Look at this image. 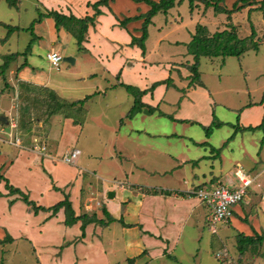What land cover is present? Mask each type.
Here are the masks:
<instances>
[{
    "label": "rangeland",
    "instance_id": "obj_1",
    "mask_svg": "<svg viewBox=\"0 0 264 264\" xmlns=\"http://www.w3.org/2000/svg\"><path fill=\"white\" fill-rule=\"evenodd\" d=\"M234 2L235 0H224L222 5L231 9ZM207 9L206 12V7L204 9V6L201 9L194 7V11L191 13L189 0H183L181 5H177L167 14L161 13L157 15L156 26H159V23L160 26L155 31H152L150 39L157 40L161 31L164 34L173 31L169 34V39L173 40L177 37L176 39L188 42L198 23L207 26L211 33L220 32L228 28L226 14L216 13L212 7ZM204 11L206 14L203 17ZM263 12L255 9L249 17V11L243 10L233 17V23L237 27L240 38L249 37L254 27L257 33L256 41L259 43L258 50H251L241 57L226 58L224 64H222V58H202L200 60L199 72L201 81L206 87L205 91L210 94L214 102L212 113H215L217 120L225 123L222 128L214 129L212 140H208L210 146L196 145L197 142L207 140V137L204 127L191 121V123L174 121L168 116L159 114L152 116L146 114L137 115L129 123L128 119V121H124L126 119L125 116L134 106L133 101L135 99L133 94L126 91V89L124 90L128 95L125 91H122L126 99L117 97L115 102L118 105L116 107L105 106L100 112V124L94 123L90 118L96 111L91 105L94 101L88 103V108L84 107L85 112L89 111L88 117L83 112L73 110L72 115L65 116L63 114V117H57L55 120L52 119L46 122L48 119L45 118V115H49L48 110L55 112L54 108L56 105L48 108L45 103L49 100L48 97L47 100L39 99L38 105L33 104V106L35 105V111L32 116L36 120L42 121V123L45 122L43 127H37V136L40 139L47 140L48 146L59 147V153L69 152L73 149H79L82 153L78 159V167H74L77 163L72 165L63 164L61 156H59V162L56 161V164L54 163L58 167L54 173L56 172V175H60L61 170L59 168L61 167L81 171V175L86 176V181L91 183V185L100 187L99 192L106 202L109 199V194L115 193L117 198L113 202L121 206L116 216L121 218L124 215L126 217V220L125 217L124 220L127 222L136 221L137 219L142 220V217H149L146 212H139V210H137L138 218H129L125 214L126 210H131L132 212L138 205L141 206L140 200H135V196H138L141 187L150 186L167 189L182 187L186 189L188 185L184 183L185 179L196 174L195 170L191 175L192 168L200 169L199 172L201 173V168L207 166L205 168L207 182L203 183L202 186L204 187L210 188L217 185L233 187V185L238 184L235 171L237 169L236 163L239 161L242 163L241 168L244 172L251 177L257 178V181L250 189L263 191L264 130L244 131L243 134H239L235 139L230 140L235 133L234 126L240 125L239 115L245 105L254 103L255 109L253 112L255 115L251 116V118L256 120L258 115H261L257 126L263 124L264 106L261 103L264 94ZM40 13L47 14L43 6L41 4L38 5L35 0H20L16 7L10 6L6 0L0 1V21L18 28L9 37V42L6 43L4 38L7 36L8 30L4 26H0V67L4 63L5 56L13 53H18L20 56L18 60L11 63V69H17L24 62H28L30 53L28 56L23 55V53L26 52L31 41L37 40L35 32L28 31V28L40 17ZM46 19L54 20L53 18ZM47 25L48 23L45 22L43 27L39 29L40 32H46ZM54 29L56 31L55 34L62 30L66 31L64 28L57 30L56 26ZM66 32L69 33L68 31ZM69 35L68 41L63 43L62 54L65 57L75 59L72 55H77L82 50L79 49L76 39L70 33ZM41 36L44 40L42 45L47 42L49 46L51 44L49 35ZM149 46L150 49L153 48L152 42ZM163 46L172 48L175 53L180 54V57H184L182 55L185 52L183 48L176 49L175 45L168 41ZM31 47L33 48V45ZM37 51L38 56L36 57L35 55L36 63L33 66L36 67L38 73L50 76L55 81H64L65 84H79V82H82L81 77L85 73L90 72H80L79 74L78 70L81 65L73 69L71 67L72 64L69 65V63L64 61H62L61 67L57 70L48 61L46 50L37 49ZM175 57L174 55L173 59H170L177 61ZM165 63L166 61L164 60L157 67L161 68ZM86 65L91 68V61H87ZM66 69L76 72L75 75L70 77V81H67L64 77ZM100 71L102 69L97 70L96 73ZM182 71L189 75L186 69ZM174 77L179 89L182 91H179L178 97L182 99L187 93L185 91L191 79L188 80L186 77L181 79L178 70H175ZM9 79L8 70L4 76L0 77V90H5ZM172 83L171 80V83L166 85L169 86ZM115 84L117 85V82L112 77H109L108 81H104V85L108 87L107 97L113 94L111 92L115 88ZM86 86L89 88V93H92L95 87L102 86V82L94 80L93 83L86 82ZM171 88L174 89V87L170 86ZM10 94L13 96L12 91ZM7 95L3 98L0 95V114L6 113L8 117L15 116V104ZM80 95L82 94L75 93L72 98L62 92L63 97L71 100H75ZM101 98L104 97L101 96ZM166 101L168 102V97H166ZM166 104H163L162 110L173 115L177 107L171 108V106ZM204 105L208 104L205 102ZM122 111H124L123 116L121 114ZM24 116H28V114H24ZM20 117L22 118V116ZM58 119H61V121H58ZM1 126L3 125L0 124V129L2 128ZM249 127L256 126L250 124ZM6 131H9L8 127ZM0 135L1 138H5L1 133ZM181 136L185 137L182 138ZM30 142L31 140L29 139L28 143ZM243 144L246 146V152L243 151L244 148H240ZM26 145H24V149L11 148L9 150L12 153L10 159L19 158L20 152L30 154V151H25L28 148ZM139 146L144 148L147 146V150L139 153L136 150V147ZM186 148L188 149L186 150ZM213 148L219 151H212ZM30 149L32 150V148ZM233 149L235 153H232ZM182 150L187 151L189 159L195 161H198L203 155L209 154L210 156L207 155L208 157L204 158V161H199L195 167L189 164L183 168L174 158ZM167 153H171L174 156H170ZM19 163L17 168V164H7L4 167L2 166L3 162L0 165V168H2V170L0 169V174L5 175L15 187L21 188L22 193L28 196L30 201L37 206L40 204V206H49L50 208V206H54L65 198V194L71 188L70 186L67 189L65 183L67 181L71 182V177L65 180L57 178L56 180L55 176L52 175L53 172L46 167V161L35 160L33 162L31 156L19 159ZM52 166L54 165L51 162L49 167L52 168ZM174 168L183 170L180 173L173 174L171 172ZM209 171H212V174ZM210 176L212 181H209ZM98 177L99 180L97 182L96 178ZM228 177H230L231 181H228ZM258 184L262 188H257ZM0 185H4V182L0 181ZM1 190L7 191L8 194L3 193ZM88 190L91 192L93 188ZM125 198L127 203L136 207L126 209L125 203L122 204L121 202ZM194 198L197 197L194 196ZM89 200L87 210L92 214L93 210H95L93 208L96 206L94 195ZM166 212L173 211L169 209ZM59 213L60 211L52 216L53 211H40L36 214L33 208L31 209L25 203L21 195H11L5 186H0V264H129L128 258L136 256V250L126 247V243L121 239L123 227L120 222L116 221L115 224L108 228L96 223L92 227L86 228L85 237H82L81 227H76L77 224L66 226V216L63 219L58 216ZM152 213L154 214L153 207ZM160 215L161 213L157 212V216L159 217ZM209 215L210 211L205 207L202 216L198 217L199 219L189 220L190 223L184 226L181 231L179 230L178 236L181 233L180 238H176L174 234H171L170 244H167L170 249L168 252L170 256L163 257L161 254L153 256L150 253V257L136 258V262L139 260L137 264H264V243L258 245V252L261 253L258 259H256L258 255L250 252L251 246L246 249L244 254H241L238 238L239 236H245V231L239 230L233 224L226 231L222 229L217 235L212 234L208 226ZM244 216L246 219L239 220L247 228L254 229L253 235L264 234V202L255 199L252 207H249L244 212ZM234 218H237V216ZM166 219L170 222L168 218ZM177 225L174 224L175 227ZM255 228L259 229L260 232L255 230ZM6 238H11L12 241L1 243ZM128 240L136 246L138 245V240L134 238H128ZM144 247L148 248L149 251L151 249V252L156 248L151 243L145 242ZM222 252H226L229 256V260L225 263H222L217 258V254Z\"/></svg>",
    "mask_w": 264,
    "mask_h": 264
},
{
    "label": "crops",
    "instance_id": "obj_2",
    "mask_svg": "<svg viewBox=\"0 0 264 264\" xmlns=\"http://www.w3.org/2000/svg\"><path fill=\"white\" fill-rule=\"evenodd\" d=\"M35 1L38 5L41 4L46 12L54 10L66 16L74 15L77 18H84L88 16L93 17L96 13L93 5L98 2V0H35ZM153 1H159V0H153ZM236 1L237 0H235V2ZM260 1L262 0H256V2H260ZM223 2L220 4V6L222 7H224L222 5ZM182 3H183V0L180 4H177V5H181ZM203 6L205 9V5L202 2L195 3V8L201 9ZM259 7H260L259 4L247 6L244 9H242V11L248 10L249 17H250L252 12L255 9H258ZM99 10L102 12V14L97 16L95 25L90 26L88 29V33L86 35V41L83 43L84 51L82 50V52L79 51L77 55H72L73 57H75L74 59L75 64L74 65L69 64L71 65L73 69H76L81 65V68L78 70L79 74L80 72L90 71L88 73H85L81 77L82 82H79V84H65L64 81H55L50 76H45L41 73H38L36 67L33 66V64L36 63L35 55L36 57L38 56L37 49L46 50L47 51L46 57L51 52H56V53H60V55H62L64 59L66 57L62 54L63 49H64L63 43L68 41V39L70 38L69 37L70 35L64 30L55 34L56 32L54 29L55 22L54 20L51 21V19L45 18L42 22L35 24L34 32H35L37 40L34 41L33 43V48L29 55L30 58H28V67L22 69L19 72L17 70L20 66L17 69L9 68L10 79L7 81V86L5 90L4 89L0 90V95L2 96V98L5 97L6 94H8L7 96L15 104L14 105V110H15L14 115L15 116H11V117H15L17 118V120L19 118L17 136L22 141L21 147H16V146L12 147L11 145L4 143L0 137V143H1L0 145V165L3 162L4 164L2 166L4 167L7 166V164H12V165L17 164L16 167L18 168L20 164L19 159H22L25 157L27 158V156H31L33 162L35 160L46 161V167L49 169V171L53 172L52 175L55 176L56 180L57 178L59 180H65L71 177L72 181L71 182L67 181L65 183V186H67V189L71 186V188L68 189L67 194L70 196V201L72 202V207L74 209L76 216H81L85 214L92 216L95 214L97 219L103 220L105 218L103 210L106 209L117 220L122 219L124 224L121 223L123 227L121 230L122 231L121 239L124 240V242L126 243V247H129V249H135L137 252L135 257L128 258V263L137 264L139 260L136 262V258L139 257L142 259L145 256L150 257V253H152L151 255L153 256L160 255V254L163 257L170 256V254L168 253L170 249L167 244H170L169 242H170L171 234H174L176 238H180L181 233L178 236L179 230L181 231L184 226H187L188 223H190L189 220L199 219L198 217L202 216L203 209L207 206H205L198 198H194V196L191 195V193L194 190L199 189L200 187H204L202 186L203 183L207 182V179H206L207 172L205 171V168H207V166H205L204 168H201V173L199 172L200 169L198 170V168H192L191 175L194 173L195 170H196V174H194L193 177H188L187 179H185L184 183L188 185L186 189L182 187H176L172 189L160 188V187L155 188V187H150V186L141 187L139 189L140 192L138 191L139 192L138 196H135L136 197L135 200L137 201L140 200L141 206L138 205L137 206L138 209L136 208L135 210L132 211L133 214L131 210L129 211L126 210L125 214L128 215L129 218H138L137 210H139V212L140 211L146 212L147 216L149 217H146V218L142 217V220L137 219L136 221L127 222L125 221L126 217L124 215H122L121 218H118L116 216L121 206L113 202V200L117 198L116 197L117 195L115 193H114L115 197L112 199H107V202H106L104 197L99 192L100 187H98V185L97 187L94 186L93 184L91 185V183L86 181V176L84 174H83L84 176H82L81 171L79 172L76 169L61 167L59 168L61 170L60 175H56V172L54 173V171L58 169V167L55 166L56 161L59 162L58 157L63 156L64 154L68 152L65 151L66 153L65 152L59 153L60 151L59 147L48 146L47 140L45 141L43 139H40L37 136L36 134V130L38 129L37 127L39 128L41 126L43 127L44 126L43 124L45 122L42 123V121L36 120L32 116L34 115L35 105L33 106L32 102H29V103L23 102L22 97L27 96L30 98L31 101H34V99H38V98L46 99L48 94L50 92H53L60 101L66 102V103H74V102L84 100L86 97L92 96L95 94L94 96L96 97L94 98V100H92V98L94 97L92 96L87 101H85L82 108L78 109L77 111L83 112L85 115H87L86 117H88L89 111L85 112L84 107L86 106V108H88V103L91 101H94L91 105H93L96 111L94 112V115L91 116L90 118L94 123L97 122L98 124H100L101 122L100 112L103 110L105 106L116 107L118 105L116 104L117 102H115L117 101V97L126 99L125 94H123L122 92L125 90L123 87H121V84L131 85L133 87L138 88L141 91H145V90H149L154 83L161 82V81L167 80L168 78H171L173 82L171 85L167 86L166 84H163V85L158 86L153 92H150L144 95L142 98V102L153 108H158V112H156L155 114H159L163 116H171L176 121H179V122L188 120V121H191L192 123L199 124L203 126L204 128L209 127L214 121L213 114L215 113L214 112L212 113V106L214 105V102L211 99L210 94L205 91L206 89L205 85L203 84L204 86L201 87L198 85L190 86L189 84L185 91V93L186 92L187 93L186 94L184 93L185 96L182 97L181 99L180 97H178V94L182 91L181 89H179V86H178L177 81L175 80L174 74H175V70H178L179 77L181 79H184V77H186L188 80H190L191 73L186 67V65L193 64L194 58L192 55L188 54L187 44H189L192 41V38L194 34L196 33L197 26L201 25V26L206 27L209 34H214V33H211L207 26L198 23V25L195 28V32L192 33V37L190 41L188 42H183V40L176 39L177 37L173 40L169 39L168 38L169 34L172 33L173 31H169V33L167 34H164L163 31H161L159 33V36H158L159 38L157 40H151L150 38H151L152 31H155L156 28L160 26V23H159V26H156V21H157V15H156L153 18L152 24L149 26V29H148L149 37H148V40L146 41V54L143 55L141 49L138 48L137 46L132 47L131 43H132V37H138V38L141 37L142 35L141 29L144 23V19L140 18L135 21H132L128 23L126 27H122L121 22L127 18H134V17L146 15L149 12L150 7L146 5L145 3H135L132 0H114L107 6H100ZM207 10L208 9L206 8V12ZM193 11H191V13H193ZM206 12L205 11L203 12L204 13L203 17L205 16ZM160 14L161 13H159L158 15ZM234 15L235 14L232 15L231 20H228V17H227L228 28L225 30L230 29L231 25L235 26L233 23ZM45 22L48 23L47 25L48 27L46 26L47 27L46 32L42 33L40 32L39 29L43 27ZM2 23H5V22H2ZM47 34L49 35V39L51 43L49 46L47 42L46 44L42 45V42L44 40L43 38H41L42 37L41 35H47ZM256 38H257V33H256ZM9 40L10 38L6 41V43L9 42ZM166 41L175 45L176 49L183 48L185 50V52H183L182 54L184 55V57L183 58L180 57V54L175 53L172 48H165L163 45L165 44ZM151 42L153 44V48L150 49L149 45ZM174 55L177 57V58L175 57L177 61H172L170 59V58L173 59ZM66 56H69V55H66ZM164 60L166 61V63L161 68L157 67L158 64L160 63L162 64ZM87 61H91L92 63L91 68L86 65ZM99 69H102V71L96 73V71ZM185 69L189 72V75H186L182 71ZM75 73L76 72H73V70L71 69H66L64 71V77L66 78L67 81H70L69 80L70 77L72 75H75ZM109 77L114 78L117 82V85L115 84L114 85L115 88L112 89L111 93L113 94L107 97L106 92L108 90V87L104 85V81H108ZM94 80H99L100 82H102V86L95 87L93 89V92L89 93V88L88 86H86V82L93 83ZM170 86L174 87V89L173 88L170 89ZM11 91H12L13 96H11L10 94ZM62 92L65 94H68L69 97L74 96L75 93H81L82 95H80L77 98L74 97L75 100H71V99H67L63 97ZM101 96L104 98H101ZM166 97H168V102L166 101ZM205 102L208 105H204ZM165 103H167L166 105L171 106V108L175 106L177 107L175 108L173 115H171V113H166L162 110L163 104ZM261 103L264 106V94H263V99ZM253 105L254 103L245 105V107L242 109V112L239 115L240 125H237L240 128L249 127L250 124H252L253 126H257L259 124L261 115H258V118L256 120L251 118V116L255 115V113L253 112L255 109L254 108L255 106ZM72 111L73 110H69L68 114L70 113L73 114ZM263 113H264V110H263ZM24 114H29L28 116L31 117V120H30L31 128L30 130H27V131H24V130L22 131L21 128L19 127L20 120H21L20 116L23 117ZM121 114L123 116L124 111H122ZM144 114L146 113H142V114L140 113L138 115L142 116ZM2 116H5L8 120L9 118H11V117L6 116V113L0 114V118ZM57 117H63V114L53 116L50 120L52 119L55 120ZM58 121H61V119H58ZM124 121H128V120L124 119ZM131 121L132 120H129L128 123ZM221 122L224 123V121H221ZM1 127L5 128L6 130L7 125L1 126ZM243 132L244 131L237 132L234 139L237 137V135L243 134ZM212 136L213 134L211 135L210 138H206L207 140L197 142V144H202V143L210 144L209 141L212 140ZM181 137L183 138L185 136H181ZM29 139L31 140L32 143L31 142L28 143ZM35 140H38L42 142L43 144H45L47 150L43 153L32 151L30 148L33 147ZM24 145L28 146V148H26L25 151H30L32 154L31 153L29 154L27 152H20L21 154L19 155V158L16 157L14 160H11L10 158L12 156V153L9 152V150H11V148L14 149V147L18 149H24ZM240 148H244L243 150L244 152L247 151L245 144L240 146ZM187 149L188 148H186V150ZM136 150L139 151V153L140 152L143 153L144 151L147 150V146H145V148L143 146L136 147ZM232 153H235L234 149ZM167 154H169L170 156H174V155H171V153H167ZM260 154L261 152L259 153V157H260ZM207 155H203L202 157H200L198 161H195V160L189 159L187 155V151L182 150L181 153H177L176 156H174V158L176 162H179V164L182 165L184 168L185 166L189 164L192 165L193 167L197 166L199 161L200 162L204 161V158L208 157ZM51 162L54 165L52 166V168L49 167V164ZM59 164H62V163H59ZM78 164H79V160H77V164L74 165V167H78ZM236 165L238 167V166H241L242 163L238 161ZM0 169L2 170V168ZM181 170L183 169L174 168V170L171 173L173 174L180 173ZM209 173L212 174V171H209ZM209 178H210L209 181H212L211 179L212 177L210 176ZM98 180H99V177L96 178L97 182ZM228 181H231L230 177H228ZM0 186L1 187L5 186V183L4 185H0ZM257 186H258L257 188H262L260 184H258ZM89 188H93V191L90 192L88 190ZM153 190L154 191L156 190L159 192L160 191L168 192L169 195H165L164 193L163 194L158 193L157 195H153V194L150 195L149 193H147L150 191L152 192ZM2 192L7 193V191H4V190ZM89 192L92 193V195H94V200L96 201V206H94L93 208L95 210H93L92 214H90V212L87 210L88 209L87 203L90 201L89 199H92V195H90ZM57 196L60 198L59 195ZM255 199H258L261 202H264V189L263 191L262 190L255 191L254 189H250L244 201L234 208L233 218L230 221V223L227 226H224L222 229L226 231L234 224V226L237 227L239 230L242 229L243 232L245 231V234H246L245 236L247 237L256 236V235H253L254 234L253 228L249 229L240 222V220L246 219V217L244 216V212H246L249 209V207H252V205L255 202ZM62 200H64V198ZM121 202L122 204L125 203L126 209H128L129 207L130 208L136 207L133 204L127 203L126 198L122 199ZM38 206H40V204H38ZM44 207L49 208V206H44ZM152 207H153L154 214L153 213L151 214ZM176 207L178 208L176 209ZM169 209H172L173 212H166ZM157 212L161 213L159 217L157 216ZM58 216H61V218L65 219L64 209L60 210V213L58 214ZM235 216H237V218H234ZM124 217H125V220H124ZM166 218H168L170 222L167 221ZM115 223H112L111 225ZM81 224H82L81 222H78L76 227H79V226L81 227ZM174 224H178L177 227H175ZM93 225L94 224H91L89 226L92 227ZM108 227H104V228H108ZM255 230L260 232L259 229L257 228H255ZM258 235H264V234L258 233ZM128 238H132V239L134 238L135 240H138V245L136 246L134 243L130 242ZM152 238H155V239H152ZM144 242L148 244L151 243L153 246L156 247L155 250L151 252V249H150L149 251L148 248L144 247ZM250 249L249 250L251 253H253L254 255H258L256 257V259H258L261 255V253L258 252V245L251 246Z\"/></svg>",
    "mask_w": 264,
    "mask_h": 264
},
{
    "label": "trees",
    "instance_id": "obj_3",
    "mask_svg": "<svg viewBox=\"0 0 264 264\" xmlns=\"http://www.w3.org/2000/svg\"><path fill=\"white\" fill-rule=\"evenodd\" d=\"M7 3L12 6L16 7L17 4L19 3L20 0H6ZM114 0H98L97 3L93 5L94 10L96 11L95 15L93 17H84V18H77L74 15H69L66 16L64 14H61L57 11H49L47 14L40 13V17L36 19L31 27L28 28V31L34 33V26L37 23L42 22L45 18H53L55 22L56 29L59 30L60 28H64L66 31H68L74 39H76L77 45L80 47V50H84L83 48V43L86 41V35L88 33V29L90 26L95 25V21L97 16L101 15L102 12L99 10L100 6H107ZM135 3H145L150 7L149 12L144 15V16H139V17H134V18H127L121 22L122 27H126V25L132 21H135L137 19H144V23L141 29L142 35L141 37H132V43L131 46H137L138 48L141 49L143 55L146 54V41L148 40L149 37V26L152 24L153 18L158 15L159 13L167 14L168 11L172 8H174L177 4H180L182 0H159V1H153V0H132ZM224 0H189L190 2V9L193 11L195 7L196 2H202L206 8L212 7L215 12L217 13H224L227 15L228 20L232 19V15L236 14L242 9H244L247 6H252V5H257L261 4L260 7L258 8L261 11H264V0L260 2H256V0H237L232 9H227L220 4ZM264 14V12H263ZM0 26H4L8 30L7 36L4 38V41H7L9 37L17 31V27H12L8 24L0 22ZM14 30V31H13ZM33 41L28 46V49L26 50L23 55L28 56L29 53H31ZM258 42L256 41V31L253 27L252 29V34L249 37L246 38H240L238 35L237 28L233 25H231L230 29L224 30L222 32H216L214 34H209L208 30L204 26H197L196 28V33L194 34L192 41L187 44V50L188 54L192 55L194 58V63L191 65H186L188 70L191 73L190 76V86L198 85L203 87V82L201 81V75L199 72V66H200V60L202 58H222V64H224L225 59L229 57H241L245 53L251 51V50H258ZM20 54L18 53H13L5 57L4 63L0 67V77L4 76L6 72L9 70L10 65L13 61L17 60ZM28 65V62H24L21 67L17 71H20L24 67ZM119 77V76H118ZM170 84L171 83V78H168L167 80L161 81V82H156L152 85V87L149 90L141 91L136 87H133L131 85H126V84H121V87L126 89V91L130 92L134 96V106L131 108L130 112L127 114L126 119L128 120H133L134 117L140 113H146L148 115H153L156 112H158V108H153L149 105H146L145 103L142 102V98L144 95L147 93L153 92L158 86L163 85V84ZM22 97V95H21ZM49 97V100H47ZM92 96L86 97L84 100L74 102V103H66L60 101L56 95L53 92H50L46 99L43 98H38L34 99V101H31L29 97L24 96L22 97V101L25 103L32 102L33 104H37L40 100H47L45 103L48 105V108L52 105H55V112H51L48 110L49 115H45V118L48 119L46 122L50 121V119L53 116L64 114L65 116H69V110H78L81 109L85 101H87L89 98ZM38 105V104H37ZM77 107V108H76ZM79 107V108H78ZM29 115V114H28ZM171 120L176 121L173 117L168 116ZM213 123L209 127H205V133L206 137L210 138L211 135L213 134L214 129H220L222 128L225 123L217 120L215 114H213ZM20 125L19 127L23 131L30 130L31 124L30 116H24L20 118ZM19 120V118H18ZM123 121V120H122ZM181 122H188L191 123L188 120H184ZM2 124V122H0ZM5 126V124H2ZM235 133L231 136L230 140L233 139L236 135L237 132L239 131H256V130H264V120L263 124L256 126V127H246V128H240L239 126L235 125ZM227 143V142H226ZM225 143V144H226ZM199 146H210L208 143H202V144H197ZM225 146V145H224ZM212 151H219V150H213ZM0 181H3L5 183L6 189L9 191V193L12 195L19 194L23 197V200L25 203L33 208L35 213H39L40 211H53V215H56L61 209H64L65 211V225L66 226H73L77 224L78 222H81V231H82V237H85V231L86 228L91 225V224H96L99 223L103 227H108L112 223H115L116 221L124 224L123 220H117L114 218L106 209L103 210L105 218L103 220L97 219V217L94 215L89 216L87 214L81 215V216H76L74 209L72 207V202L70 201V196L68 194H65L64 200L58 202L54 206L50 208H45L43 206H37L34 202L30 201L28 196L24 195L21 191V189L14 187L9 179L4 177V175L0 174ZM55 190L57 188L54 187ZM150 195H157L158 193H164L165 195H169L168 192L164 191H150L147 192ZM14 202V201H13ZM5 241L11 242L12 239L6 238L4 241L1 243H5ZM239 244H240V253L244 254L246 249L249 246H254V245H262L264 243V235H256L253 237H246V236H239L238 238Z\"/></svg>",
    "mask_w": 264,
    "mask_h": 264
},
{
    "label": "built area",
    "instance_id": "obj_4",
    "mask_svg": "<svg viewBox=\"0 0 264 264\" xmlns=\"http://www.w3.org/2000/svg\"><path fill=\"white\" fill-rule=\"evenodd\" d=\"M47 58L53 68L58 70L61 67L63 57L60 53L51 52L48 54ZM7 127L9 128L8 132L5 128L0 129V133L5 136V138H1L3 142L11 146L21 147L22 141L17 136V118H9ZM46 150L47 148L45 144L38 140L34 141L32 151L43 153ZM80 156L81 151L79 149H73L61 156V162L68 165L76 164ZM235 176L238 184L233 187H227L225 185H217L210 188L200 187L191 193V195L197 197L205 206H207V208H209L210 215L208 226L212 234L217 235L224 226H227L230 223L233 218L234 208L244 201L250 188L257 181L256 177H251L244 172L241 166L237 167ZM217 258L222 263L229 260V256L226 252L217 254Z\"/></svg>",
    "mask_w": 264,
    "mask_h": 264
},
{
    "label": "water",
    "instance_id": "obj_5",
    "mask_svg": "<svg viewBox=\"0 0 264 264\" xmlns=\"http://www.w3.org/2000/svg\"><path fill=\"white\" fill-rule=\"evenodd\" d=\"M63 61H64L65 63H69V64H72V65L75 64V60H74V58H71V57H66V58L63 59ZM0 122H2V124L8 125V119H7L5 116H2V117L0 118ZM114 197H115V194H114V193H110V194H109V199H112V198H114Z\"/></svg>",
    "mask_w": 264,
    "mask_h": 264
}]
</instances>
